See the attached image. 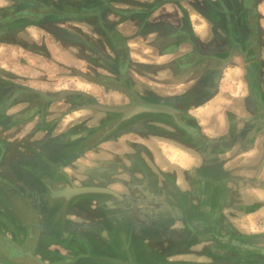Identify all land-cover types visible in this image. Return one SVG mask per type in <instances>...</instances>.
Here are the masks:
<instances>
[{
  "label": "crops",
  "instance_id": "obj_1",
  "mask_svg": "<svg viewBox=\"0 0 264 264\" xmlns=\"http://www.w3.org/2000/svg\"><path fill=\"white\" fill-rule=\"evenodd\" d=\"M205 6L0 0V18L25 17L0 37L9 56L0 62L2 97L9 88L23 95L0 110V183L30 200L46 191L70 202L49 250L75 252V264H264V68L246 74L248 63L209 30ZM120 72L126 81L117 85L177 114L124 119L83 108L96 103L87 92L82 102L75 94L53 100L83 90L60 87L59 78L81 76L76 84L88 86L86 75ZM70 186L115 195L53 196ZM51 224L42 229L52 232Z\"/></svg>",
  "mask_w": 264,
  "mask_h": 264
},
{
  "label": "rangeland",
  "instance_id": "obj_2",
  "mask_svg": "<svg viewBox=\"0 0 264 264\" xmlns=\"http://www.w3.org/2000/svg\"><path fill=\"white\" fill-rule=\"evenodd\" d=\"M256 4H257V10L261 16L262 29L264 30V0H259L258 2H256ZM263 51H264V48H263ZM0 53H1L0 62H5V61L9 62V56L3 54L2 48H0ZM71 76L67 78L65 77H62L59 79L57 78L58 79L57 85L61 84L60 87H68L67 89L69 90L71 89L75 90L77 89V87H79L80 89H83L80 92V95L82 93L85 94L87 92L89 95L87 94L85 95L87 96L89 102L93 101V102L100 103L106 106H114V105L120 106L123 103H128V98H126L123 94H120V93L118 94V92L111 91L108 87H104L96 83H91L89 79V78L108 79L109 77L106 75H102V74L101 75H97V74L86 75L85 76L86 79L84 80H86L88 83L90 82L88 86L79 85V84L78 86L76 84L77 80H83L82 79L83 77L78 76L75 79L74 77L71 78ZM52 80L54 81V79ZM52 88L53 87L51 86L48 88V90L49 89L51 90ZM111 93H115L118 98L114 99L113 97L109 96V94ZM78 101L82 102V99L79 98ZM79 105L80 103L78 104V106ZM113 121H115V119L110 121L111 125ZM111 125L108 126L107 124L108 128L112 127ZM123 126H121V129H123ZM98 135L99 134H97L96 137H98ZM4 182L9 183V180H6ZM0 187H2L1 183H0ZM15 194H18L19 197L16 196ZM10 195H12L14 198L16 197V199L20 198L22 199V201H24L26 207L24 206L25 212L22 209L23 210L22 213H24L25 218L23 217V214H21V211H19L16 207L11 205L10 202H11L12 197H10ZM40 198H41L40 200H35V199L30 200L23 193L22 190H19L18 188H12L9 185V207H11L12 209L9 208V212H8L5 208L0 206V222L3 221V217H7L9 219V227H7V225L5 226L0 223V247L3 248V252L4 254H6V255L0 254V263L2 264H30L29 260H26L25 257L31 256L33 261L36 262L35 264H75L76 262L75 252L69 249L67 250L64 247L60 246L59 250L61 249V251L64 252V256H63L61 252H58V250L56 251L49 250V244H48V242H50V239L58 240V238L59 239L62 238V235L60 233L62 232L64 228V221L66 220L65 218H66L67 212L69 211L70 206H71V204H69L70 202L67 201L66 203L64 202L59 203L58 201H53L50 197V194L46 191L42 195H40ZM82 205H85L84 202L82 203ZM54 206H56L55 209H54ZM38 213H40V216L38 215ZM38 221H43V225L44 223L45 225H47V222L48 223L52 222L50 228H53V226L55 225L56 229L55 228L52 229L53 230L52 232H51V229L50 231L45 232L44 231L45 229H42L44 228V226L43 225L40 226L37 224ZM58 227H59V230H57ZM24 239L30 240L29 247H26V245H23L22 241ZM20 249L22 251L18 252V250ZM18 253H21V255ZM16 255H18L19 257H16ZM78 255L80 256V254ZM67 260H72L71 261L72 263L68 262Z\"/></svg>",
  "mask_w": 264,
  "mask_h": 264
},
{
  "label": "flooded vegetation",
  "instance_id": "obj_3",
  "mask_svg": "<svg viewBox=\"0 0 264 264\" xmlns=\"http://www.w3.org/2000/svg\"><path fill=\"white\" fill-rule=\"evenodd\" d=\"M204 1L206 3V6L202 10L206 15V21L210 23L209 30L211 32L217 31L221 33L223 49L227 50V53L229 54L237 53L243 59L244 63H248L245 65L247 75L252 71L255 75L256 71L259 72L260 69L264 68V60L256 61V57L259 56L260 52H262L264 48V30L262 29L261 16L256 8L255 0H238V2H236L235 0ZM45 9L47 8H43V10ZM30 10L38 11L41 9L38 6H34ZM21 11L24 10H20L19 12ZM19 12L6 14L4 17L0 18V37L2 35H6L11 31V29L14 27V24L12 23L13 21L25 18L23 16H19ZM6 31L8 32L6 33ZM261 38L263 39L261 40ZM111 80L121 85H124L126 81L121 72L119 73V76L116 75ZM99 85L106 87V85H103L102 83H99ZM0 87H2L3 89H7V87L2 85H0ZM19 91L20 89L18 88H9V93H7L5 97H2L5 91L0 90V110L4 108V104L8 99L9 103L13 102L14 100L21 99L23 95ZM75 95L76 97H78V99H84V96L80 95V93ZM127 98L128 104H131V99L129 97ZM1 186L0 206L5 208L9 212V208H11L9 207V183H1ZM15 195L19 197L18 194ZM10 197L14 199L13 200L11 198V205L21 211V214H23V217L25 218L24 213H22L23 210L25 212L26 207L24 201H22V199L20 198L16 199V197L14 198L12 195H10ZM13 202L17 205H15ZM3 221H1L0 223L9 227V219L7 217H3ZM22 242L23 245L29 247L30 240L24 239ZM21 251V249L18 250V252ZM0 254L6 255L4 254L2 247H0ZM18 254L21 255V253ZM16 257L19 256L16 255ZM27 257L25 258L26 260H29L30 264L36 263L35 261H33L31 256Z\"/></svg>",
  "mask_w": 264,
  "mask_h": 264
},
{
  "label": "water",
  "instance_id": "obj_4",
  "mask_svg": "<svg viewBox=\"0 0 264 264\" xmlns=\"http://www.w3.org/2000/svg\"><path fill=\"white\" fill-rule=\"evenodd\" d=\"M19 16H22L20 14ZM101 83L109 85L111 87H114L116 90L123 92L125 95H127L131 99V104L128 105H120L117 107L114 106H105L100 103H90L87 105L82 106L83 108H90L95 109L102 112L112 113L116 115H122L124 119H129L130 117L140 114V113H166L169 115L174 116L177 114V110L161 105V104H147L141 99H139L136 95H134L129 89H126L122 86L117 85L111 80L102 79L100 80ZM34 90H31L30 93L35 94ZM78 93L77 91H61L59 92L58 96L55 97L53 100H59L61 98H64L68 95H73ZM42 97L47 99V96L43 95ZM89 193H99V194H110L115 195V193L108 189L103 187H65L63 189H60L58 191L53 192V196L56 198H63V199H69L70 197L74 196H80L83 194H89ZM2 264V263H0Z\"/></svg>",
  "mask_w": 264,
  "mask_h": 264
}]
</instances>
